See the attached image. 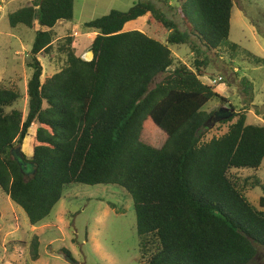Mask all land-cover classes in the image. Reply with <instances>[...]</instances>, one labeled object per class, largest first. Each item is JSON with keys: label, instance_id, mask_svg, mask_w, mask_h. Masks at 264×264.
Here are the masks:
<instances>
[{"label": "trees", "instance_id": "1", "mask_svg": "<svg viewBox=\"0 0 264 264\" xmlns=\"http://www.w3.org/2000/svg\"><path fill=\"white\" fill-rule=\"evenodd\" d=\"M233 5L182 0L184 31L149 2L111 10L85 24L97 32L92 59L77 55L67 35L57 40L61 69L44 78L40 57L53 48L54 26L73 19L74 0H33L8 14L11 27L31 28L35 18L40 24L29 52L25 117L6 111L20 97L16 86L0 85V188L32 226L49 218L68 185H116L133 200L146 264L262 263L264 195L255 208L233 171L261 166L264 126L247 124L245 109L231 105L204 110L214 99L227 101L201 81L207 61L194 41L235 55L239 45L228 41ZM143 17L169 31L166 42L128 28ZM170 44L189 45L193 68L175 65ZM214 122L227 130L207 140ZM34 124L32 156L19 162L11 150ZM38 246L35 237V260Z\"/></svg>", "mask_w": 264, "mask_h": 264}, {"label": "rangeland", "instance_id": "2", "mask_svg": "<svg viewBox=\"0 0 264 264\" xmlns=\"http://www.w3.org/2000/svg\"><path fill=\"white\" fill-rule=\"evenodd\" d=\"M32 1L0 0V85L16 86L20 97L6 111L18 109L24 117L28 110L27 82L32 74L28 66L29 52L40 24L35 18L31 28L11 27L8 14ZM139 2H149L179 30H186L181 16H186L187 11L179 10L182 0H74L73 19L56 24L53 48L50 54L40 57L42 77L54 74L64 63L65 57L57 49L58 39L63 42L64 37L72 35L77 42L75 52L83 48L90 51L96 31L86 28V22L111 10L126 12ZM128 28L140 30L162 42H166L169 32L145 17L131 22ZM194 41L200 48V58L207 61L201 81L212 85L227 101L214 99L204 110L223 108L229 111L231 105L234 112L245 109L247 124L264 126V0H234L228 41L239 45L235 55L228 51H207ZM169 47L175 65L183 63L193 68L195 56L189 45L170 44ZM163 76L158 75L151 88ZM244 80L251 84V89H246ZM227 126L214 122L205 133L206 139L223 134ZM36 128V124L32 125L23 143L16 145L14 156H32ZM27 167L30 169V163ZM233 172L247 200L261 209L264 159L256 170L245 168ZM35 237L39 241L36 260L32 249ZM261 262L264 264V250ZM0 264H146L139 251L136 214L130 194L116 185L71 184L64 189L49 218L32 226L24 210L0 188Z\"/></svg>", "mask_w": 264, "mask_h": 264}, {"label": "crops", "instance_id": "3", "mask_svg": "<svg viewBox=\"0 0 264 264\" xmlns=\"http://www.w3.org/2000/svg\"><path fill=\"white\" fill-rule=\"evenodd\" d=\"M59 22H61V21H59ZM56 26V25H55ZM54 26V27H55ZM53 31H54V28H53ZM97 33V32H96ZM96 36V35H95ZM95 38V37H94ZM55 41V40H54ZM76 54L77 55H79V56H81L84 60H91L92 59V57H93V55H92V52L91 51H88V49H85V48H83V49H81V51L79 52L78 51V53L76 52Z\"/></svg>", "mask_w": 264, "mask_h": 264}, {"label": "water", "instance_id": "4", "mask_svg": "<svg viewBox=\"0 0 264 264\" xmlns=\"http://www.w3.org/2000/svg\"><path fill=\"white\" fill-rule=\"evenodd\" d=\"M12 151H13V150H11V152H12ZM23 159H24V158H23V155H22V154H20V156H19V158H18V161H19V162H22V161H23ZM260 264H263V263H260Z\"/></svg>", "mask_w": 264, "mask_h": 264}]
</instances>
